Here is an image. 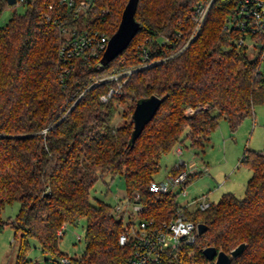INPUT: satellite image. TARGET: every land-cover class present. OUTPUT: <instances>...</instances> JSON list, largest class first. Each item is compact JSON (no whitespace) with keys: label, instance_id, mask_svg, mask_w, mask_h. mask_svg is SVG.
Instances as JSON below:
<instances>
[{"label":"trees","instance_id":"obj_1","mask_svg":"<svg viewBox=\"0 0 264 264\" xmlns=\"http://www.w3.org/2000/svg\"><path fill=\"white\" fill-rule=\"evenodd\" d=\"M197 1L139 0L135 16L142 29L128 47L104 66L79 63L65 80L59 56L65 37L51 18L60 0H31L24 13L15 12L0 25V214L7 204L20 202L15 218L0 219V229L12 224L20 233L16 264H33L31 237L47 263L69 256L60 249L59 231L82 219L86 245L81 257L69 256L72 264H131L132 246L121 244L120 236L132 222L124 223L117 205L92 201L98 179L123 178L126 199L143 207L137 212L142 220H170L179 193L150 189L163 157L186 140L200 154L222 118L235 130L264 105L262 53L249 57L247 47L234 43L223 28L236 0H215L197 36L170 56L193 30ZM127 2L102 0L107 11L91 21L111 36ZM8 5L0 0V15ZM161 37L177 48L167 50ZM144 47L152 52L147 66L139 52ZM113 73L122 75L109 78ZM125 79L117 93L101 99ZM152 95L161 105L132 144L134 108ZM122 104H129L124 116L131 121L116 125ZM241 163L252 170L244 198L225 192L206 210L189 211L191 219L209 227L179 250L174 263L214 264L206 247L230 253L247 242L232 264H264V151L245 150Z\"/></svg>","mask_w":264,"mask_h":264},{"label":"built area","instance_id":"obj_2","mask_svg":"<svg viewBox=\"0 0 264 264\" xmlns=\"http://www.w3.org/2000/svg\"><path fill=\"white\" fill-rule=\"evenodd\" d=\"M31 0H16L17 4H28ZM102 0H60L62 5L52 15V20L64 34V42L60 47L61 78H65L79 64L88 66H104L101 59L108 46L110 35L108 31L100 27L94 20L100 18L107 9L102 8ZM215 0H198L193 9L194 27L183 46L176 49L170 56L182 51L197 36L202 28L206 17ZM49 7H53L52 4ZM100 14V15H99ZM224 30L232 36L234 43L246 46L247 39L256 41L257 52L261 54L263 63L264 51V0H236L233 12L227 18ZM161 44L169 48H177L168 38L161 37ZM142 58V66L152 63V52L149 48L139 50ZM261 63V71L264 72ZM128 72H131L129 70ZM127 73V71L125 72ZM122 73H113L111 79L119 80ZM123 82H118L117 87H112L107 94L101 95L103 101H107L114 93L119 91ZM174 151L181 154L183 149L177 146ZM187 162L180 160L174 166L179 170L177 173L168 172L165 179L158 181L153 179L150 189L155 192H175L179 188V195L187 194L186 185L189 178L194 174H202L209 171L207 164L202 165L199 161ZM136 198L138 195L136 194ZM128 204H131L127 200ZM136 212L142 210L139 202H132ZM207 194L197 195L193 198H185L179 201L175 216L161 223H153L139 218L136 225L133 221L120 236L121 244H131L133 255L131 264H175L174 258L184 246L196 241L198 221L191 219L189 211L206 210L212 205ZM193 208L191 209V207ZM121 211V206L117 205ZM128 222V223H129ZM64 234V230L59 231ZM81 238V235H78ZM47 264H72L69 256H63L58 260H50Z\"/></svg>","mask_w":264,"mask_h":264},{"label":"rangeland","instance_id":"obj_3","mask_svg":"<svg viewBox=\"0 0 264 264\" xmlns=\"http://www.w3.org/2000/svg\"><path fill=\"white\" fill-rule=\"evenodd\" d=\"M27 9L25 4H10L0 15V25H5L15 12L24 13ZM248 55H256V41L247 39ZM264 67V58H263ZM129 111V104H122L120 114L116 117V125L130 122L131 118L124 112ZM216 113V112H214ZM181 154L174 150L163 157L162 168L155 179H165L169 170L180 160L190 162L191 159L199 161L202 165L207 164L209 171L202 173L186 185L187 194H180L178 199L183 202L185 198H193L197 195L208 194L213 202L219 201L225 192L233 191L239 198H244L248 180L252 176V170L241 163L245 150L264 151V105L255 107L254 116L246 117L241 124L232 130L226 118H222L217 128L209 136V143L200 154L190 147V141L186 140ZM175 192H179L176 188ZM94 203L99 200L112 205H120V217L123 214L124 223L133 221L139 223V216L133 203L128 204L126 199V187L123 178L111 174L99 178L91 192ZM193 206L191 207V209ZM20 202L15 201L7 204L0 214V219L8 221L17 216ZM130 224V223H129ZM81 235V238L78 235ZM18 235V236H17ZM86 220L82 219L77 224H67L60 240V249L70 257L82 256L86 245ZM28 258L33 264H47L46 257L39 241L31 237ZM20 248V233L12 224H4L0 229V264H16L17 254ZM175 264H178L175 262Z\"/></svg>","mask_w":264,"mask_h":264},{"label":"water","instance_id":"obj_4","mask_svg":"<svg viewBox=\"0 0 264 264\" xmlns=\"http://www.w3.org/2000/svg\"><path fill=\"white\" fill-rule=\"evenodd\" d=\"M9 4H15L16 0H7ZM139 0H128L122 18L117 30L111 35L108 46L101 59L104 65L110 63L121 52H123L131 43L133 38L142 29L141 24L136 19V11ZM162 99L157 95L139 100L134 108L133 120L134 129L132 132L131 143L134 144L142 133L146 124L154 117L155 113L161 105ZM208 225L203 222L198 223L199 234L204 233L208 229ZM247 242H241L234 247L230 253L218 250L215 246H208L204 249L206 257L213 261L214 264H232L233 258H237L243 254L247 248Z\"/></svg>","mask_w":264,"mask_h":264},{"label":"crops","instance_id":"obj_5","mask_svg":"<svg viewBox=\"0 0 264 264\" xmlns=\"http://www.w3.org/2000/svg\"><path fill=\"white\" fill-rule=\"evenodd\" d=\"M183 149V148H182ZM184 160V159H183ZM174 166V165H173ZM230 192H233V191H230ZM234 193V192H233ZM235 194V193H234ZM208 195V194H207ZM209 197V196H208ZM210 199V198H209ZM211 200V199H210Z\"/></svg>","mask_w":264,"mask_h":264}]
</instances>
